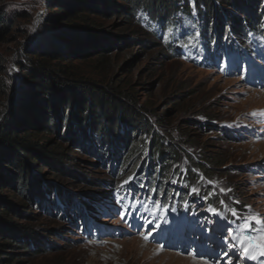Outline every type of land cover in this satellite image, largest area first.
Here are the masks:
<instances>
[{
	"label": "rangeland",
	"instance_id": "rangeland-1",
	"mask_svg": "<svg viewBox=\"0 0 264 264\" xmlns=\"http://www.w3.org/2000/svg\"><path fill=\"white\" fill-rule=\"evenodd\" d=\"M46 1L0 0L9 16L19 18L18 29L9 40L0 41V55L5 61L2 68L9 83L19 74L18 59L23 57L20 42L39 39ZM254 1L264 7V0ZM219 8L224 22L231 13L240 15L231 6ZM139 16V26H125L119 18L98 20L103 29L132 38L107 55V70H95L89 61H76L75 65L82 73L104 82L112 76L124 78L133 85L137 100L150 107L153 119L158 120L153 121L155 131L180 149L173 168L166 169L163 176L166 183L162 182L157 193L159 161L152 159L155 144L146 134H136L113 150L106 146V154L99 138L79 144L63 141L73 157L72 172L52 176L42 168L38 176H47L56 187L50 202L35 209L31 217L12 216L50 245L19 259L24 264H264L261 233L245 230L241 219L258 216L264 220V14L260 16L261 26L247 32V38L240 37L246 43L230 37L232 31L230 35L229 31L218 33L224 40L219 50L225 52H217L214 40H202L184 15L160 32L144 11ZM176 33L182 35L180 54L164 46L165 37L170 39ZM240 43L239 52L230 50ZM210 53L222 57L212 61ZM166 107L170 111H165ZM136 146L144 153L150 151V155L125 158ZM205 158L210 163L207 173L193 164L204 163ZM191 171L196 174L193 178ZM184 178L192 183L184 184ZM133 182L140 183L139 189L134 188L136 192L130 187L128 190ZM55 189L67 200L60 202ZM3 192L15 200L11 191ZM190 199L195 204L193 212H181ZM230 217L233 220L228 223ZM187 220L198 226L206 224V241L214 256L196 253L198 246L182 228ZM253 225L259 227L254 221ZM233 236H240L243 246Z\"/></svg>",
	"mask_w": 264,
	"mask_h": 264
},
{
	"label": "trees",
	"instance_id": "trees-1",
	"mask_svg": "<svg viewBox=\"0 0 264 264\" xmlns=\"http://www.w3.org/2000/svg\"><path fill=\"white\" fill-rule=\"evenodd\" d=\"M190 1L47 0L39 39L20 42L23 56L18 59L20 70L10 83L0 55V264H24L19 259L23 254L30 255L32 250L50 245L33 228L15 221L12 216L31 217L54 192L56 187L51 179L38 176L42 168H47L52 176L72 172L73 157L63 141L79 144L96 142L99 138L106 154L108 146L112 150L118 148L136 134L150 136L155 144L152 159L159 161L155 187L160 192L162 182L166 183L163 178L166 169L173 168V161L179 156V147L163 140L155 131L153 121L158 120L153 119L150 107L137 100L131 83L124 78L116 80L114 76L105 82L95 79L82 73L75 63L89 61L95 70L105 71L110 67L107 55L131 42V35L117 36L103 29L98 21L102 18H119L125 26H139V12L144 11L148 21L156 24L160 32L184 15L198 29L200 38L210 43L211 40L223 43V36L219 37L223 31L224 34L229 31V35L232 31L230 37L246 43L240 37L247 38V32L261 26L264 7L257 1L192 0L193 4ZM225 5L237 9L240 15L231 13L224 22L219 7ZM18 20L17 16H9L0 4V41L9 40L18 29ZM181 38L179 33L170 39L165 37L164 46L180 54ZM165 111L170 110L166 107ZM146 153L150 155V151L144 153L136 146L125 158L133 154L141 158ZM202 162L193 164L207 173L210 163L206 158ZM123 167L121 162L120 168ZM189 173L191 178L196 176L192 171ZM191 183L189 178H184V184ZM134 184L138 188L140 183ZM4 190L11 191L15 200L3 194ZM56 194L60 202L67 200L61 191L56 190ZM164 195H167L166 189Z\"/></svg>",
	"mask_w": 264,
	"mask_h": 264
},
{
	"label": "snow or ice",
	"instance_id": "snow-or-ice-1",
	"mask_svg": "<svg viewBox=\"0 0 264 264\" xmlns=\"http://www.w3.org/2000/svg\"><path fill=\"white\" fill-rule=\"evenodd\" d=\"M253 115H255V113H253ZM209 183H212V182L209 181ZM193 191H197V190L193 189ZM221 191H224V190L222 189ZM228 191H230V190H228ZM157 209H159V205H157ZM232 214L235 216L236 215L235 211H233ZM241 219H243V221H244L243 227L245 230L253 229V230L261 233L260 243H261V246H264V220L260 219L258 216L242 217ZM253 221L255 222V225L259 226V227L254 228ZM232 238L234 240L241 241V245L243 246L244 241L241 239L240 236H233ZM144 239L147 240L148 235H145ZM262 254H264V253H262ZM205 264H207V262H205Z\"/></svg>",
	"mask_w": 264,
	"mask_h": 264
},
{
	"label": "bare ground",
	"instance_id": "bare-ground-1",
	"mask_svg": "<svg viewBox=\"0 0 264 264\" xmlns=\"http://www.w3.org/2000/svg\"><path fill=\"white\" fill-rule=\"evenodd\" d=\"M148 246V245H147ZM206 261L193 262V264H205ZM208 264V263H207Z\"/></svg>",
	"mask_w": 264,
	"mask_h": 264
}]
</instances>
